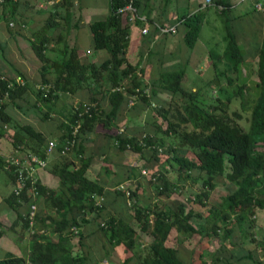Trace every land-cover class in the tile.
<instances>
[{
  "label": "trees",
  "instance_id": "1",
  "mask_svg": "<svg viewBox=\"0 0 264 264\" xmlns=\"http://www.w3.org/2000/svg\"><path fill=\"white\" fill-rule=\"evenodd\" d=\"M66 1L61 0V4ZM128 2L129 0H110L109 15L89 24L92 49L107 54V59L99 65L82 64L76 51L67 47L62 61L48 59L45 50L51 41V31L57 25L52 17L37 32L31 34L30 47L41 64V84L53 85L48 94L40 89L36 90L37 109L38 104L53 105L59 95L73 94L85 87L92 94L89 103L79 105L67 115L62 114L66 119L61 124L63 137L61 145L57 144L55 149L60 161L56 169L51 171L58 179V188L49 190L37 180L35 186L38 196L35 200L28 183L20 195L15 196L13 192L8 195L6 201L10 208H24L19 220L22 229L32 233V236L26 261L7 252L0 259V264H95L91 248H85L83 241L96 236L102 240L101 257L107 259L111 251L120 246L130 254L121 264H238L242 261L264 264V232L260 239L254 238L247 223L255 216L257 209L264 210V43L259 54L257 81L250 83L254 84L250 90L252 93L249 85L242 83L224 101L218 96L214 102L205 104L201 100L200 89L187 90L182 86L185 68L161 73L156 81L149 83L142 80L139 66H133L127 61L128 14L118 10ZM134 5L137 7V1H134ZM8 7L12 8L10 0H5L0 7V13L6 20L9 18L7 19L8 15L4 11ZM179 21L185 28L183 43L192 50L199 38L203 13ZM225 43L223 58L226 65L220 74L226 78V86L232 87L238 77L234 79L231 75L239 74L243 55L230 32ZM0 50H4L1 42ZM50 68L53 70L51 81L45 77ZM1 78L4 80H0V137L3 136L1 130L9 128L10 131H6L9 132L15 151L46 160L49 142L46 136L31 125L13 122L5 112L6 104L24 93L27 85L8 89L7 83L13 78L0 73ZM218 84L219 82L212 80L209 86H217L216 93H221L223 89ZM119 87H123L126 93H131L138 87L150 88L149 95L139 97L134 108L139 109L143 105L153 111V134L146 135L142 141L133 135L119 134L114 129L121 107L127 105L126 93L113 91ZM159 95H164L163 99ZM157 98L162 101L152 108L151 104ZM235 99L239 100V111L230 109ZM101 101H106L108 108H104ZM48 115V112L44 113L39 120H47ZM242 120L246 126L240 124ZM77 125L76 143L68 155L62 156L60 150L63 142L70 137ZM98 125L107 131L106 135L117 152H131L146 163L154 160L162 168L166 165L175 167L177 175L182 176L184 182L189 181L195 185L200 183L202 192L196 197L200 204L215 189L218 178L233 185L234 190L222 198L217 208L208 211L201 230L191 223L192 220L199 219L200 215L186 209L182 203L174 204V207H168L165 202L161 207L150 204L144 206L138 203L135 191H127V196L125 192L109 190L101 181L89 180L85 176L91 165V158L85 156L84 142L95 134ZM161 155L165 156L164 160ZM140 168L146 166L141 165ZM0 169H4L15 183L13 169L3 158H0ZM107 170L109 169L106 167ZM159 170L152 174L153 181L156 182L155 200L168 198L174 189L167 172ZM137 172L141 173V170L131 168L126 179H137ZM126 196L135 200L129 206ZM39 198L43 199L46 215L39 208L30 228L24 214L30 204L34 201L36 203ZM87 216L103 221L98 229L84 234L82 225L89 223ZM132 222H135L134 226ZM73 227L76 232L72 230ZM237 229L248 235L246 245L233 239ZM173 232L177 236L167 244ZM2 234L0 226V238ZM141 234L150 237L151 241L144 242ZM188 234L198 235L205 240L201 243L202 246H197L198 262L192 261L193 253H187L188 259L178 248L182 243L178 236ZM53 235L55 238H52ZM212 238L218 240L219 247L212 251H207V247L204 250L207 241ZM83 249L88 251L84 252ZM255 249L259 250V255Z\"/></svg>",
  "mask_w": 264,
  "mask_h": 264
},
{
  "label": "crops",
  "instance_id": "2",
  "mask_svg": "<svg viewBox=\"0 0 264 264\" xmlns=\"http://www.w3.org/2000/svg\"><path fill=\"white\" fill-rule=\"evenodd\" d=\"M10 1L12 3V8L8 7L7 10L4 11L8 15L7 19L9 18V20H6L0 13V35L3 36L4 32L2 29L7 26L11 20L16 22V30L24 28L32 34L43 27L45 22L52 17L57 25L54 30L51 31V41L45 50V54L50 61H62L66 56V47L69 50L74 49L78 60L85 65H99L107 59L106 52H95L92 49L89 24L95 20L105 19L109 15L110 0H67L64 4H61V0ZM134 1H137L138 4L136 7L138 15L144 18L145 22L142 24H140L141 22L137 23V21L128 22L129 44L126 51V59L131 65L139 66V70L142 71L143 81L149 83L156 81L161 73L173 71L175 69L177 70L181 67L185 68L186 65H188L191 61L192 53L196 45L192 50H189L184 45L183 35L185 28L179 19L200 12L203 13V22L197 42L204 33L208 18L212 13H215L218 16L219 27L223 33L222 39L224 43L227 34L230 32L235 37L238 48L243 55V63L239 74H242L244 79H246L247 76H251L248 80L251 83L257 81L256 71L259 54L264 43V0H211L210 5H205V0ZM217 6L221 7V9ZM257 6H259L260 9H257ZM10 24H12L13 27V23ZM173 26L176 27L175 34H161L158 30V27L169 28ZM144 28L148 30L145 35L142 34ZM13 42L14 45L18 46V42L15 40H13ZM225 44L221 50V54L218 55L219 57H223ZM2 47L5 49V44ZM27 48L29 47L27 46ZM206 57L212 58L213 55L209 53ZM40 67L41 64L37 65V73L40 77V82H42ZM25 71L26 69L18 71L13 75L6 73L3 74L1 71L0 73L9 78H14L16 76L25 78L24 76L28 75ZM19 74L25 75L22 76ZM30 77L28 76V79ZM45 77L49 81L52 80L53 70L51 68L46 71ZM33 85H35V83L31 82L30 85L26 86L27 89L24 93L15 96L13 100H10L11 102L9 101L6 104L5 112L13 122L19 125H31L34 129L43 133L47 139L52 137V139L57 141L58 145H61L60 140L63 137V127L61 124L66 120L62 114L67 115L72 109H76L79 105L89 103L92 93H90L88 87H85L73 94L65 93L59 95V98L53 105L49 104L47 106H42L41 104H38L37 109L35 107L37 106L35 99L36 91L32 89ZM63 95L67 96L66 98L70 101V105L64 104L61 108L67 107L69 110L64 111L63 109H59L56 111L55 107ZM160 97H162V95H159V98ZM21 102L26 105H22ZM101 102L104 108H108L106 101ZM123 108L124 105L121 109ZM39 109H41V112L38 111ZM131 109L132 108H129L128 112H125L126 115L124 114L120 116V113L117 118V123L123 121V124L125 125L122 127L125 130L132 128L133 130L127 131L133 132L135 129L142 126L144 122V114L142 115L137 109H134L133 111L138 113L133 115L132 113L134 112H132ZM47 112L49 113L48 119L45 121L39 120V118ZM31 121L33 123H30ZM43 125L48 127L50 125L52 129H43ZM6 130L10 131L9 128H6ZM6 130H4L5 132L1 130L3 136L0 137V158H22L24 154H20L13 149L11 137ZM106 133L107 131L104 130L101 125H98L95 134H93L91 138H88L86 143L84 142L85 156L91 158V165L85 176L89 180H99L102 183L103 181L95 176H89L92 169L94 167H98V169L103 167L105 168V173L108 174V178L117 176V169L115 168L122 164V159L124 157V154L115 150ZM133 136L136 137V133H134ZM114 152L117 155L116 158L113 155L115 154ZM71 157L73 158V156ZM59 161L60 157L58 156V153L54 151L53 154L48 155L45 160L46 167L44 169L36 170L34 174L35 179L38 180L39 184L49 190H56L58 188V179L51 171L56 169ZM108 161L111 162L112 166L106 164ZM143 162L147 168L149 162ZM124 165H127V162H125ZM106 167L109 170L106 171ZM149 168L148 170H150ZM0 172H3L6 176L3 179H0V226L3 232L2 237L0 238L1 244L5 243L7 238L6 235H18V230H20V227L22 228L19 215L24 211V208H10L6 199L8 195L13 192L15 183L4 169H0ZM103 184L109 189L105 183ZM8 186L11 187L9 191L7 190ZM109 190H111V188ZM42 201V198L37 199V211L40 208V212L43 215H46L44 202ZM11 213H13L14 218L10 219L11 223L8 225L10 228L5 227L2 219L6 218ZM8 229H10V231L5 233ZM22 231L24 230L22 229ZM52 238H55V235H53ZM204 250H206V247ZM76 251L77 249H75V252ZM83 251L85 252L84 249Z\"/></svg>",
  "mask_w": 264,
  "mask_h": 264
},
{
  "label": "rangeland",
  "instance_id": "3",
  "mask_svg": "<svg viewBox=\"0 0 264 264\" xmlns=\"http://www.w3.org/2000/svg\"><path fill=\"white\" fill-rule=\"evenodd\" d=\"M10 23H13V27L10 26ZM219 26L220 25H219L218 16L215 13H212L207 20V25L205 26L204 33L201 35L200 40L197 42L196 47L193 50L191 61L185 67V77L182 82V86L187 90H191V88L200 89L199 94L201 100L205 104L214 102L215 98H217L218 96L222 101H224L229 95L230 96L233 95V90H236V87L242 83H246L247 85H249V91L252 90L254 86V84L252 85L250 84L251 82L248 81L249 78H251V76L249 77L247 76L246 79H244L242 74L231 75V78L235 79L238 77V80L234 81V85L232 87L226 86V78L220 74L225 68L226 60L223 57L217 58L218 55L221 54V50L225 44L222 39L223 33ZM15 27H16V22L14 20H11L8 23V25L3 27L2 29L4 34L3 36L0 35V42L2 46L5 44V49L0 50V71L3 74L6 73L13 75L16 74L18 71H22L26 69L25 73L28 74L27 76H24L25 74L24 75L19 74V75L25 77L24 79L26 80L27 85H30L31 82H34L36 86L33 85L32 89L36 91L38 89V86L42 82H40L39 80L40 77L38 76L37 73V65H39L40 62L34 56L29 46L31 34L30 32H28L27 29L20 28L19 30H16ZM22 29L27 31H24ZM13 40L18 42V46L14 45ZM27 46L29 48H27ZM209 53L213 55L212 58L206 57L207 54ZM216 58L218 60H216ZM213 64L216 65L215 68ZM28 76L30 77L29 79ZM212 80L219 82L221 88L223 89L221 93H216L217 86H209V83ZM250 93L252 92L250 91ZM66 97H67L66 95H63V97L55 107L56 111H58L59 109H63L64 111L69 110L67 107L61 108L64 104L70 103V101ZM160 101L162 100L157 99L152 103L159 105ZM233 101L234 103H232L230 106L231 111H236V110L239 111V104H238L239 100L235 99ZM21 104L24 106L26 105L22 102ZM131 108H132L131 111L134 112L132 113L133 115H136L138 112L140 114L142 113V115L144 114L143 115L144 122L141 128L139 127L134 130L135 132L127 131V130H133L131 128L126 130L124 129V133L128 135H133L134 133H136V138L139 141H142L146 135L153 134L154 128L151 125V121L153 120V111L152 109L145 108V106L143 105H141L139 109L136 108L138 112L133 111L135 106ZM128 110L129 107L125 104L124 108L120 110L121 113L120 116L124 114L126 115L125 112H128ZM38 111L41 112V109H39ZM30 123L33 122L31 121ZM240 124L246 126L244 120H242ZM44 125L43 127L41 126L43 129L46 130L52 129L50 125L49 127ZM123 125H125L123 124V121L118 122L116 123V127L114 129L119 130L122 128ZM48 139L49 142L53 141L57 145V141L52 139V137H49ZM113 155L116 158L117 156L116 153ZM11 158H4L7 165H8L7 161L11 160ZM161 159L164 160L165 156L161 155ZM125 162H127V165H124ZM106 164L112 166L111 162L109 161ZM141 165L144 166L145 163L140 157L132 154L131 152H127L124 154V157L122 159V164L115 168L117 169L116 172L117 176L108 178L107 177L108 174L105 173V168L103 167H101V169H98V167H94L90 172L89 176L90 177L95 176L96 178L102 180L103 183H105L109 187V189L111 188L112 191L119 190L125 193H127V191L130 190L135 191L138 203L144 206L150 204L161 207L162 204L165 202L168 207H172V206L174 207V204L182 203L184 204L186 209H191L192 211H194V213L200 215L199 219L196 218L191 221L192 225L199 230H201L202 227H204L205 219L208 215V211L210 209L213 210L217 208L220 205L222 198L227 196L229 193H231L234 190L233 185L227 183L222 178H218L215 181V189L209 192L208 197L204 199L203 202L204 205H203L200 204L196 198L197 196H200L202 192L200 183L195 185L190 183L189 181L184 182L183 179L181 178L182 176L177 175V171L175 167L166 165L165 167L162 168L160 167L159 163H157L154 160H151L147 164L146 169L140 168ZM131 168L136 171H138V169L145 170V174L137 172V179L128 181L126 178L128 177ZM148 168L150 170H148ZM157 170L164 173L167 172L166 175L170 179V183L174 188L171 191L168 198L165 197L164 199H160V200H155L156 182H154L152 178V174ZM121 176L123 177V180L122 179L120 180V178H122ZM4 177H6L5 174L3 172H0V179L1 178L3 179ZM10 189L11 187L8 186L7 190L9 191ZM133 201H135L134 198L128 199L127 197L128 206L132 204ZM13 218H14L13 213L9 214L6 218H3L2 221L4 223V226L9 227L8 225H10L11 223L10 219ZM86 219L89 220V223L86 225H82L83 228L82 230L84 234L90 233L98 229V227L102 224L103 221L102 219H93L92 216L90 217L87 216ZM247 223L251 235L253 234L254 238L258 237L260 239L264 232V210L257 209L255 211V216L251 217L250 221H248ZM20 225H22L21 222ZM132 225L134 226L135 222H132ZM136 229L138 234L140 235L138 228ZM9 231L10 229H8L5 233H8ZM31 234L28 231L26 232L22 231V228L20 227V230H18V235H10V234L8 236L6 235L7 238L5 243L0 244V259L3 258L5 253L13 252L12 254L14 256L19 257L24 261H26L29 254L28 251L30 250L29 245L31 241L30 237L32 236ZM176 236L177 235H175V232H173V234L170 235V240L168 241L167 244H170L171 241H173ZM178 238L179 241L182 242L181 244H179L178 248L183 252V256L189 259L190 253L191 254L193 253L192 261L198 262L197 251H196L197 246L198 247L202 246L201 243L205 242V240H202L198 235H191V234L185 236L180 235L178 236ZM141 239L147 243L151 241L150 237L142 234H141ZM233 239H236L239 242L241 241L243 244L246 245L248 235L244 234V231L237 229L234 232ZM207 243L208 244L205 246L207 247V251H212L219 247V243L218 240H216V238L209 239ZM83 244L85 248H87L86 246H89L91 248L92 251L91 255L93 256V261L95 262V264H121V262H123V260L128 258L130 255L129 253H127V251H125V249L122 246H120L115 248L113 251H111L107 259L101 257L103 255V249L101 246L102 240H100V238L97 236L86 238L83 241ZM84 250L88 251L86 249ZM258 251H259L258 249H255V252L257 254L259 253ZM187 253L189 255H187ZM231 264H234V262H231ZM238 264H252V263L250 261H242Z\"/></svg>",
  "mask_w": 264,
  "mask_h": 264
},
{
  "label": "built area",
  "instance_id": "4",
  "mask_svg": "<svg viewBox=\"0 0 264 264\" xmlns=\"http://www.w3.org/2000/svg\"><path fill=\"white\" fill-rule=\"evenodd\" d=\"M5 0H0V7L4 3ZM211 0H205V5H210ZM219 9L221 7L217 6ZM257 9H260L259 6L256 7ZM118 12H125L129 15L128 22H136L139 21L141 23L145 22V19L142 18L140 15H138L136 7L134 5V0H129V2L125 5L124 8L119 9ZM12 26V24H10ZM158 30L161 34H175L176 33V27H169V28H161L158 27ZM148 30L144 28L142 30V34H147ZM0 80H4L1 78ZM25 79L21 76H16L13 78L12 81L7 83V88L12 89L14 86L24 87L25 86ZM38 89L40 91L45 92L48 94L53 89V85L51 83L47 84H41L38 86ZM113 91L115 92H125V89L123 87L115 88ZM150 93V88L147 87L146 89L142 88H135L133 92L126 93L127 98V106L129 108L134 107L135 104L139 101V97L148 96ZM7 97V94L5 95ZM152 107H156L155 103L151 104ZM79 125L74 127L70 137L66 138L63 142L62 148L60 150V154L62 156L68 155V152L74 147L76 143V134L78 131ZM119 134L124 133V128L118 130ZM56 149V143L53 141L48 142L46 147V154L51 155ZM9 167H12V175L15 177V187L13 189V194L15 196L20 195L21 191L26 187V184H30V191L33 195V200H35L38 196V191L36 189L35 183V172L38 169H44L46 167L45 160H42L34 155H24L22 158L13 157L11 160L7 161ZM7 169V168H6ZM142 174H145V170L141 171ZM128 195V192L126 193ZM37 212V204L32 202L27 210V212L24 214L25 220L28 222L29 227L31 228L34 224L35 215ZM74 232L77 230L75 227L72 228Z\"/></svg>",
  "mask_w": 264,
  "mask_h": 264
}]
</instances>
